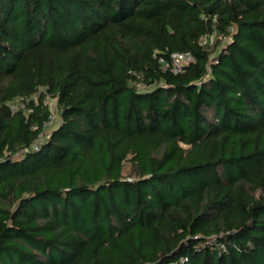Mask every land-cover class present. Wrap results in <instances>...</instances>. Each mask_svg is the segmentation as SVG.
Instances as JSON below:
<instances>
[{
	"label": "trees",
	"instance_id": "1",
	"mask_svg": "<svg viewBox=\"0 0 264 264\" xmlns=\"http://www.w3.org/2000/svg\"><path fill=\"white\" fill-rule=\"evenodd\" d=\"M0 264H264V0H0Z\"/></svg>",
	"mask_w": 264,
	"mask_h": 264
},
{
	"label": "built area",
	"instance_id": "2",
	"mask_svg": "<svg viewBox=\"0 0 264 264\" xmlns=\"http://www.w3.org/2000/svg\"><path fill=\"white\" fill-rule=\"evenodd\" d=\"M209 39L210 38H203L202 43L209 42ZM190 59L191 56L188 53H172L170 55V60L168 64H165V67H168L173 73H179L183 70L184 65L187 64Z\"/></svg>",
	"mask_w": 264,
	"mask_h": 264
},
{
	"label": "rangeland",
	"instance_id": "3",
	"mask_svg": "<svg viewBox=\"0 0 264 264\" xmlns=\"http://www.w3.org/2000/svg\"><path fill=\"white\" fill-rule=\"evenodd\" d=\"M213 42H214V38L210 37L209 39V46L212 47L213 46ZM45 104L48 106L50 113H51V122L48 124V126L46 127L45 132L48 133L50 131V129H52L54 126H56L57 122H58V106H57V102L55 98L49 97L47 96L45 99ZM19 105L18 102L14 101L11 106L15 107Z\"/></svg>",
	"mask_w": 264,
	"mask_h": 264
}]
</instances>
